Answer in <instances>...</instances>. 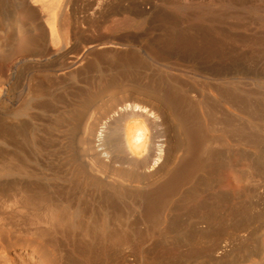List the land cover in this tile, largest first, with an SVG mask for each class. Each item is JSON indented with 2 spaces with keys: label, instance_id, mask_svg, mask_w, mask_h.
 <instances>
[{
  "label": "bare ground",
  "instance_id": "obj_1",
  "mask_svg": "<svg viewBox=\"0 0 264 264\" xmlns=\"http://www.w3.org/2000/svg\"><path fill=\"white\" fill-rule=\"evenodd\" d=\"M61 1L42 0L43 14L23 7L24 27L0 26V249L20 246L42 256L41 264H199L198 255L228 257L235 250L237 256L233 236L251 226L248 218L264 223V210L257 215L245 208L261 204L264 193V89L263 75L251 67L254 74L247 75L236 58L260 56L264 33L247 38L215 25L225 13L177 5L156 41L138 47L116 32L140 12L99 0L95 13L110 22L111 35L91 24L95 38L86 41L82 16L67 10L72 1L64 8ZM105 43L112 46L104 52L99 45ZM77 44H89L92 57L67 69L71 89L30 76L24 100L15 107L4 103L8 70ZM178 52L192 57L187 66L202 79L195 95L187 82L155 65ZM232 56L225 61L230 66L222 64ZM244 236L237 247L257 258L242 264H264V232L257 241L249 237L251 246Z\"/></svg>",
  "mask_w": 264,
  "mask_h": 264
},
{
  "label": "rangeland",
  "instance_id": "obj_2",
  "mask_svg": "<svg viewBox=\"0 0 264 264\" xmlns=\"http://www.w3.org/2000/svg\"><path fill=\"white\" fill-rule=\"evenodd\" d=\"M3 0H1L0 1V22H2V24L0 23V26L2 25L3 27H5V24L6 25H8V23H10V24H12V25H14L15 27H21L22 25H23V27H24V25H25V21H24V13H26L27 12V10H25L26 8L27 9H29L30 10V8H32V6H33V9L37 12V13H39V14H43L44 13V11H45V8H43V7H45V6H42V5H44L43 3L44 2H42L41 3V1L42 0H39L38 1V3H36L37 4V6H36V4L34 3H32L30 0L28 1V0H6V2H5V0L2 2ZM26 1V2H25ZM43 1H45V5H46V3L49 1V0H43ZM51 1V0H50ZM63 1V2H62ZM61 1V3H60V5H61V8H64L63 6H65V4H66V2H67V0H62ZM68 1H72L71 2V4L69 3V6L67 7V10H73L74 12H75V15L76 16H78V17H80V15L82 16L81 17V19H83L84 20V22H85V27H86V34H85V39H86V41H89V40H91L92 38H95V34L96 33H94V32H92L91 30H93V29H95V26H96V28L97 27H101L102 25H104L101 29H103L102 30V32L105 30V28H106V26H107V24H109L110 22H107V23H105L104 21V19H103V17L101 18L100 17V15H98V13H95V11H96V8H98V3L99 2H102L101 0L99 1V0H75V2H74V0H68ZM96 1H97V3H96ZM99 1V2H98ZM108 1V0H107ZM113 0H110L109 1V4L110 5H116L117 3L119 4V3H121L122 2V5L124 4L125 6L127 5L128 6V4H130L131 6H126V8H134L133 9V12H137V14L139 13V15L140 16H136L135 18H136V20L134 21V22H132L130 25H128L127 27H125V28H122V29H120V30H122V31H118V32H116V33H118V35L116 36L117 38H119V37H122L121 39H123V38H129V39H131V44H136L138 47L140 46V44H144L145 43V41H156V38L159 36V35H161V33H163V28L165 27H167V25H168V21L167 20H169L168 19V17H171V16H176L175 15V13H177V9H176V7H177V5H181V6H190V11H193V9L195 8V7H198V6H202V8H203V10H205V11H214V12H221V13H225L226 15H228L227 17V19H221V21L220 22H218V23H216L215 25H220V26H224V27H226V28H230V29H233V30H236L237 32V34H239V35H242V36H244V37H247V38H250V37H252V36H255V35H258V34H260V33H264V32H262V31H264V28L262 27V26H260V24L262 23L263 24V20H264V13H258V14H255V13H253V12H250V11H248V8H247V6L249 5V6H253V7H257L258 9H260L261 10V12H264V0H241V5H240V3H239V0H232L233 2H231V4H228V5H226V3L225 2H227L228 0H132V1H134V3L136 4H134L131 0H114L113 2H112ZM121 1V2H120ZM174 1V2H173ZM244 1V2H243ZM245 1L247 2V3H245ZM17 2V3H16ZM22 2V3H21ZM32 3V5L30 4V3ZM74 2V3H73ZM114 2L116 3V4H114ZM124 2V3H123ZM176 2H179L178 4L176 3ZM26 3H28V4H26ZM49 3V2H48ZM73 3V4H72ZM76 3V4H75ZM133 3V4H132ZM181 3V4H180ZM243 3H245V5L243 4ZM42 4V5H41ZM94 4H96V6L97 7H95V5ZM109 4H107V8H113V6H110ZM151 4V5H150ZM168 4V5H167ZM189 4V5H188ZM31 5V6H30ZM40 5L42 6V7H40ZM132 5H133V7H132ZM197 5V6H196ZM231 5V6H230ZM30 6V7H29ZM94 6V7H93ZM110 6V7H109ZM125 6H124V8H125ZM144 7L143 9H142V7ZM25 9H24V8ZM38 7V8H37ZM81 7V8H80ZM140 8V11H139V9H138V11H137V8ZM152 7V8H151ZM172 7H175V8H172ZM25 10V12H24V10ZM69 8V9H68ZM94 8V9H93ZM32 9V10H33ZM76 9V10H75ZM81 10L83 13H81V11H80V13H78V11L79 10ZM91 9H93V11H91ZM147 9H149V11H153V13H151V15H150V17L148 16V12L149 11H147ZM84 10V11H83ZM98 10V9H97ZM131 10V9H130ZM142 10V11H141ZM143 11H145L146 12V14H144V16H145V18L147 19V20H149V22H151L152 21V24L151 23H146V21H145V18H144V16H142V13H143ZM41 12V13H40ZM78 14H77V13ZM94 12V13H93ZM142 12V13H141ZM158 12H159V14H161V15H159L158 14ZM164 12H168L167 14L168 15H166ZM85 13V14H84ZM91 13V14H90ZM104 13H105V10H104ZM103 13V14H104ZM171 13V14H170ZM172 13H174L173 15H172ZM84 14V15H83ZM92 14H95V17L94 16H92ZM96 14H97V16H99L98 18L96 17ZM102 14V15H103ZM163 14V15H162ZM170 14V15H169ZM233 14V15H232ZM232 17H231V16ZM234 15H236L237 17H239L238 19H237V17H235ZM85 17V19H84V17ZM90 16H92V17H90ZM142 16V17H141ZM161 16H165L164 17V19H165V21H164V19H161V18H163V17H161ZM230 16V17H229ZM120 18H121V16H119ZM147 17H149V18H147ZM160 17V18H159ZM94 18V19H93ZM234 18H236V19H234ZM92 19V20H91ZM103 19V20H102ZM141 19H143V20H141ZM156 21H155V20ZM96 20H97V22H96ZM102 20V21H101ZM139 22H138V21ZM161 20H163V22H161ZM91 21H93V22H91ZM104 22V23H101V22ZM167 21V22H166ZM99 23L100 24V26H99V24H96V23ZM158 22V23H157ZM146 23V24H145ZM156 24V29H154V27L153 26H155V24ZM89 24H90V26H89ZM91 24H95V26L94 25H92V26H94L93 27V29H91ZM145 24V25H144ZM240 24V26H241V28H235V26H238ZM106 25V26H105ZM134 25V26H133ZM150 26L149 28L147 27V26ZM152 25V26H151ZM160 25H165V26H160ZM88 26V27H87ZM133 26V27H132ZM161 28H160V27ZM244 26V27H243ZM90 27V29H88ZM146 27L147 29H149V30H147L146 28V30L144 29V28ZM126 28H128V29H126ZM131 28V29H130ZM153 28V29H152ZM158 28H160V29H158ZM134 29V30H133ZM124 30V31H123ZM151 30V31H150ZM161 30V31H160ZM146 31V32H145ZM101 32V34H104V35H111L110 33H109V31H107V28H106V30H105V33H102ZM120 32V33H119ZM124 32V33H123ZM107 33V34H106ZM109 33V34H108ZM129 33V34H128ZM128 34V35H127ZM112 35H115V33H113ZM147 38V39H146ZM148 38H149V40H148ZM121 39H119V40H117L118 42L120 41V43H123L124 42V40H121ZM146 39V40H145ZM159 39V38H158ZM134 42V43H133ZM160 44H162V43H160ZM81 45H83V44H77V46L76 47H72V46H74V45H69V47H70V50H71V52L68 50V49H65V50H63L64 51V53L63 54H56L53 58H50V59H44V57L42 58H39L35 63H26V65L25 66H23L21 69H19V70H16V71H13V70H8V72H7V74H6V78H5V80H4V84H3V88H4V91H5V94H7V95H4V96H6V97H4V103H6V105L7 106H10V107H15L19 102H21V99H22V101L24 100V89H23V87L25 88V86L27 85V83H28V81H26V80H29V77L30 76H34V77H39V78H41V79H43V81L46 83V84H48V85H52L53 87L54 86H57L58 85V83L60 84V86H63L64 88L66 87V86H68V87H66L65 89H61V91H67V89L69 90V89H71V87H69L70 85H71V83L68 85V83L70 82L69 81V76H67L69 73H66L67 72V69L69 68L70 70H68V71H71L73 68H77V67H79V66H81L82 65V62L83 61H85V59L87 58V60H86V62L87 61H89V60H91V55L90 54H88V52L87 51H92V49H90V47H89V44H86V45H83V46H85L84 48H83V46H81ZM88 45V46H87ZM104 45V46H103ZM102 46V47H101ZM110 46V47H109ZM111 44L110 43H105V44H100L99 45V48L101 47V49H103V51L105 52V50H104V48L105 49H107V50H109L110 48H111ZM264 46V45H263ZM262 45H261V47H263ZM69 47H66V48H69ZM72 47V48H71ZM118 47H120V46H118ZM260 47V48H261ZM95 49V50H99V51H102V50H100V49ZM259 48V47H258ZM262 49V48H261ZM264 49V48H263ZM95 50H93V52L92 53H96V54H100L99 55V57H101L102 58V61H105V60H107V59H105L107 56H104V55H106V54H104V52H96ZM85 51V52H84ZM263 51V50H262ZM84 53V54H83ZM87 55H86V54ZM184 54V52H178V53H176V54H174V57L172 58V57H170L169 59H167V61H159L158 63L159 64H155V65H159V67L160 68H165V70L167 71L166 73H167V75H172V76H176V78L178 77L179 79H181V80H179L178 78V80L180 81V82H183V84L185 85V83L184 82H187L188 83V85H185L186 87H191L192 88V90L194 91L193 93H191L192 95L194 94H196L197 92V90H199V87H200V84L202 83V79L201 78H199L198 76V74H197V72H195L193 69H192V67L191 66H187V65H190V61L192 60L191 58H189L190 57V55L188 56L186 53H185V56H183V54ZM104 54V55H103ZM120 54H123V52H121ZM182 54V55H181ZM59 55V56H58ZM84 55H85V57H84ZM187 55V56H186ZM58 56V57H57ZM65 56V57H64ZM87 56V57H86ZM103 56V57H102ZM127 56L128 57H134V55H132V54H127ZM183 56V57H182ZM237 56V55H236ZM243 58H242V57ZM247 56V58L245 59L244 57H246ZM105 57V58H104ZM179 57H181V59L179 58ZM186 57V58H185ZM233 57V56H232ZM230 57V58H227V59H225V60H223V61H221V62H223L222 64H227V66H230V64H228L229 62H231L232 60H235L234 58H236V57ZM250 57V56H249ZM248 55L246 54V55H242V54H239L238 56H237V60H239V62H242L243 63V65L245 66L246 65V67H245V71L247 72V75H250L251 76V74H252V72H256V69L258 70V73H259V76H261V75H263L262 77H261V80H262V86H263V89H264V80H263V77H264V51L262 52V54L259 56L258 54H255V56H251L250 57V59H252V61L251 60H249L248 58ZM108 58V57H107ZM184 58V59H183ZM242 58V59H241ZM44 59V60H43ZM56 59V60H55ZM61 59V60H60ZM82 59V60H81ZM89 59V60H88ZM183 59V60H182ZM190 59V60H189ZM243 59H245L244 61H243ZM79 60V61H78ZM182 60V61H181ZM186 60H188L187 62H186ZM247 60H248V62H247ZM255 60V63L253 62ZM78 62L77 63V65L75 64L76 62ZM80 61H81V63H80ZM225 61H229V62H225ZM85 62V63H86ZM174 62V63H173ZM181 62H183V63H181ZM225 62V63H224ZM251 62H253V63H251ZM165 63H166V65H165ZM178 65H177V64ZM69 64V65H68ZM83 64H84V62H83ZM167 64H168V66H167ZM171 64V65H170ZM174 64H176V65H174ZM255 64V65H254ZM28 65L30 66L29 67V69H28ZM38 67H37V66ZM79 65V66H78ZM181 65V66H180ZM36 66V67H35ZM73 68H72V67ZM181 68H180V67ZM249 66V67H248ZM254 66V67H253ZM263 68H262V67ZM151 67V66H150ZM185 67V68H184ZM250 67L252 68V69H254V70H252V69H250ZM33 68V69H32ZM38 68V69H37ZM152 68V67H151ZM248 70H247V69ZM263 70H262V69ZM37 69V70H36ZM191 69V70H190ZM150 70V69H149ZM193 70V71H192ZM252 70V72H250ZM261 70V71H260ZM32 71V72H31ZM148 71V70H147ZM178 71V72H177ZM181 73H180V72ZM14 72V73H13ZM30 72V73H29ZM36 72V73H35ZM149 72V71H148ZM169 72V73H168ZM170 72H172V73H170ZM185 72V73H184ZM188 74H190V75H188ZM11 73V74H10ZM29 73V74H28ZM66 73V74H65ZM173 73H174V75H173ZM183 73V74H182ZM260 73H261V75H260ZM23 74V75H22ZM27 74V75H26ZM37 74V75H36ZM178 74V75H177ZM185 74V75H184ZM196 75V77H195V75ZM254 74V73H253ZM252 74V75H253ZM10 76H12V77H10ZM22 76V77H21ZM25 76H27V77H25ZM187 76V78H185ZM192 78H191V77ZM8 77V78H7ZM10 77V78H9ZM37 77V78H38ZM66 77H67V79H66ZM199 79H198V78ZM249 77V76H248ZM189 78V79H188ZM196 78V79H195ZM7 79V80H6ZM26 79V80H25ZM58 79V80H57ZM187 79V80H186ZM194 79V80H193ZM248 79V82H251V80L249 79V78H247ZM10 81V83H9V81ZM196 80H197V82L198 83H196ZM57 81H58V83H57ZM66 81H69V82H66ZM190 81V82H189ZM199 81H201V82H199ZM24 82V83H23ZM25 82H26V84H25ZM14 83V84H13ZM186 83V84H187ZM23 84H25V86L23 85ZM67 84V85H66ZM193 85V86H190V85ZM198 84H199V86H198ZM14 86L15 87H17V88H15V90H14ZM9 87L11 88V89H9ZM193 87H195V89L193 88ZM13 88V89H12ZM191 88L189 89V90H191ZM192 90H191V92H192ZM8 91H10V92H8ZM13 91V92H12ZM20 91H22L23 93H21ZM7 92V93H6ZM16 92H20V94H21V96H20V94H18V93H16ZM10 93V94H9ZM13 94V97L12 96H10V95H12ZM23 94V95H22ZM18 95V96H17ZM10 97H11V99H10ZM13 98H15V99H13ZM16 100L18 101V102H16ZM6 101V102H5ZM12 101V102H11ZM14 101V102H13ZM16 102V103H15ZM11 104V105H10ZM264 172V171H263ZM263 177H264V173H263ZM263 184H262V191H264V189H263V187H264V179H263V182H262ZM262 200H261V204H245V208H246V206L247 207H249L247 210L250 212V210L252 209V211H257V212H255L254 211V214H256V213H258V211H259V213L257 214V215H260V213L261 212H263V210H264V193L262 192V198H261ZM263 201V202H262ZM263 203V204H262ZM231 205H233V207L232 206H230V209H232L234 212H235V207H236V204H231ZM235 206V207H234ZM250 206L252 207V208H250ZM255 208H254V207ZM232 207V208H231ZM263 208V209H262ZM258 209V210H257ZM260 209V210H259ZM233 211H231V212H233ZM230 212V213H231ZM234 212L233 213H231V214H234ZM248 212V213H249ZM250 214V213H249ZM262 214V213H261ZM235 215V214H234ZM256 215V216H257ZM234 217V218H233ZM235 218H236V216H232V217H230V222L229 223H232V221L234 222V220H235ZM258 219V217L257 218H255V219H250V218H248V220H249V224L251 223V220H252V223H251V226L248 224V226H250V227H248L247 228V230H245V232L244 233H240V236H238V238L240 239L242 236H246V234H247V236L244 238L243 237V239H241L242 241H244V239H245V241H244V243L245 242H247V244L248 245H246V243H245V246H251V245H253L254 244V242H252V243H250L251 242V240L252 241H254V239L256 238V240L255 241H257L258 239V236H259V233H261V232H264V229H262V230H260L262 227V225H264V223L262 222V225H260V221L259 220H257ZM254 220V221H253ZM257 220V221H256ZM257 225V226H256ZM257 227H259V228H257ZM255 230L254 232H256V233H258V234H256V233H254L253 232V229ZM250 229V230H249ZM259 230H260V232H259ZM249 231V232H248ZM253 232V234H255V235H253L252 234V232ZM248 233H249V236H248ZM242 234V235H241ZM252 234V235H251ZM252 237V238H250L251 240H249L248 241V239H249V237ZM256 236V237H255ZM234 238H236V239H234L233 238V240H232V242H231V240H230V245H231V247H233L234 245H236V243L238 244V245H236V246H234V249H236L237 250V248H238V254H237V256H236V251L234 250V252L233 253H231L230 255L229 254H227L228 255V257H223L222 255H220L219 257L217 256H212V257H204L203 255H198L197 257H194L196 260H197V262H199V264H242L246 259H248V258H252V259H256L257 257V255L255 256H253V257H249V255H248V257H245L244 255H246V254H248V251H247V253H246V251H245V249L243 250L242 248H244V247H241V248H239L240 247V245H241V243H240V240L237 238V237H235V236H233ZM248 237V238H247ZM255 237V238H254ZM247 240V241H246ZM236 241V242H235ZM239 243H240V245H239ZM234 244V245H233ZM233 245V246H232ZM237 246H239V247H237ZM236 247V248H235ZM242 249V250H241ZM241 251H242V253H241ZM243 251L246 253V254H243ZM239 252L241 253V255L239 254ZM227 255H225V256H227ZM232 255V256H231ZM236 257V258H234V257ZM231 257V258H230ZM193 257H184L183 258V260L184 261H192L193 259H194ZM245 258V259H244ZM233 259V260H232ZM236 259V260H235ZM244 259V260H243ZM42 260H43V257L42 256H40L38 253H34V254H30V253H27V251L25 250V249H23V248H20V246H16L15 248H13V247H8L6 250H2V249H0V264H41L40 262H42ZM239 261V262H238ZM229 262V263H228ZM245 264V263H244Z\"/></svg>",
  "mask_w": 264,
  "mask_h": 264
}]
</instances>
